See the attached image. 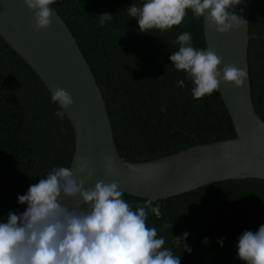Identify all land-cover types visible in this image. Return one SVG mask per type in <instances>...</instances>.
<instances>
[{"label": "trees", "instance_id": "obj_1", "mask_svg": "<svg viewBox=\"0 0 264 264\" xmlns=\"http://www.w3.org/2000/svg\"><path fill=\"white\" fill-rule=\"evenodd\" d=\"M143 2L56 0L52 4L102 92L119 155L128 162H144L235 138L218 90L194 98L192 81L169 59L178 51L176 38L183 32L191 34L194 48L206 49L202 18H195L189 9L180 25L140 32L127 8ZM104 13L113 18L101 25L99 15ZM248 63L253 106L264 122V0H250ZM179 80H184V87L177 84ZM51 95L0 36V215L20 205L18 196L52 168L69 166L74 132L66 116L61 120L54 115L58 105ZM123 199L133 210L147 200L126 193ZM156 204L161 216L149 210L146 226L157 229L158 236L165 238L163 247L180 256V264H244L237 255L238 238L264 225V181L215 182L154 200ZM185 232L188 236L183 239Z\"/></svg>", "mask_w": 264, "mask_h": 264}, {"label": "clouds", "instance_id": "obj_2", "mask_svg": "<svg viewBox=\"0 0 264 264\" xmlns=\"http://www.w3.org/2000/svg\"><path fill=\"white\" fill-rule=\"evenodd\" d=\"M56 0H23L34 13V31L51 27L52 5ZM242 0H144L141 6L133 3L128 15L137 19L140 32L167 31L180 25L191 10L203 18L219 34L236 31L245 20L232 9ZM104 25L112 20L108 13L99 15ZM179 45L169 59L176 70H183L194 87L191 94L199 99L219 90L223 83L239 88L247 80L244 69L232 63L219 66L223 56L213 49L192 46V36L183 32L176 38ZM184 87V80L177 81ZM51 101L58 105L54 115L64 119L66 109L74 101L63 88H57ZM64 131V129H61ZM86 161V158H81ZM105 171L116 174L111 157L106 158ZM91 177L94 169L81 163L76 169ZM118 183L100 180L85 188L84 181L69 167H54L44 178L19 195V204H27L21 214L9 212L6 223L0 222V264H180V256L163 247V236L155 227H147L150 210L161 216L160 205L148 198L143 205L133 206L123 199ZM66 200L78 201L69 208ZM80 205H86L87 210ZM172 227V225H171ZM188 233L183 234L186 239ZM176 241H182L176 238ZM204 243H208L205 238ZM223 238L218 243L223 245ZM238 258L244 264H264V225L253 232L246 230L238 238ZM187 251L191 252L190 248Z\"/></svg>", "mask_w": 264, "mask_h": 264}, {"label": "water", "instance_id": "obj_3", "mask_svg": "<svg viewBox=\"0 0 264 264\" xmlns=\"http://www.w3.org/2000/svg\"><path fill=\"white\" fill-rule=\"evenodd\" d=\"M51 27L34 31V13L23 0H0V36L37 74L49 92L65 89L73 98L66 118L74 132V150L69 168L84 181L85 188L100 180L117 182L124 193L142 199L165 200L215 182L232 179L264 181V122L255 112L249 77L248 44L250 0L234 11L245 20L236 31L219 34L202 18L206 49L223 56L219 66L232 63L247 73L239 88L220 85L218 93L232 121L235 138L196 145L161 158L128 162L119 155L102 92L79 45L52 5ZM86 161H81V158ZM111 157L116 174L105 171ZM81 163L94 169L91 177L77 172ZM69 208L78 201L66 200ZM87 210L86 205H80ZM20 204L0 215L6 223L9 212L23 213Z\"/></svg>", "mask_w": 264, "mask_h": 264}]
</instances>
